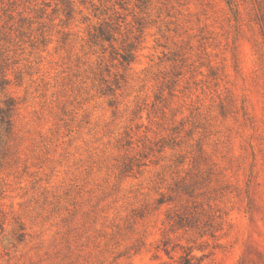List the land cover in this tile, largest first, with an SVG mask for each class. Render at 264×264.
<instances>
[{"label": "rangeland", "instance_id": "1", "mask_svg": "<svg viewBox=\"0 0 264 264\" xmlns=\"http://www.w3.org/2000/svg\"><path fill=\"white\" fill-rule=\"evenodd\" d=\"M0 264H264V0H0Z\"/></svg>", "mask_w": 264, "mask_h": 264}]
</instances>
